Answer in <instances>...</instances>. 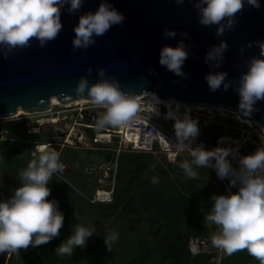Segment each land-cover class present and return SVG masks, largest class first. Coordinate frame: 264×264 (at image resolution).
<instances>
[{"label":"clouds","instance_id":"clouds-1","mask_svg":"<svg viewBox=\"0 0 264 264\" xmlns=\"http://www.w3.org/2000/svg\"><path fill=\"white\" fill-rule=\"evenodd\" d=\"M86 0H0V55L7 57L17 48L31 46L33 40L43 47L55 40L63 30L61 16L66 9L69 15H75L83 8ZM197 11L199 23L210 27L216 25L218 36L233 29L236 17L245 9V5L259 9L260 0H189ZM177 4L185 0H175ZM125 16L117 10L112 0H100L95 11L83 12L74 26L72 41L74 50L87 49L95 44L94 37L105 35L113 26L123 24ZM166 37L175 36V32L165 29ZM186 35V33H182ZM259 49L258 56H252L247 70L241 72L236 91L239 95L238 110L245 115L254 112L258 101H264V41H255ZM249 43L248 47L252 46ZM186 45L180 42L172 47L165 45L160 51L159 63L178 76L182 72L188 53ZM227 49L221 41L207 54L206 60L222 61ZM243 54L244 49H240ZM88 73H91L89 68ZM95 83L89 84L81 77L74 91L87 95L93 107L104 109L97 121L98 128L123 127L135 122L140 111V96L124 91L120 83L105 77L104 70ZM227 73H209L206 76L210 91L215 92L226 82ZM180 105L177 104V109ZM175 147L177 151L187 150L191 160L185 159L179 167L188 177H195V168H214L219 179H227L229 188L226 195H214L213 205L206 220L218 226L219 232L211 237L212 245L231 256L247 250L249 255L264 264V147L240 156L237 149L217 146L207 149L203 143H193L199 136L198 120L188 113L183 116L173 114ZM219 143V142H218ZM235 153V155H233ZM229 157L238 160L233 167ZM195 166V168H194ZM60 162V153L51 147L39 150L37 158L32 159L21 171V186L7 200H0V253L19 254L21 249L48 244L60 235L65 216L58 208V201L49 200L51 189L48 187L55 173L64 171ZM156 178L153 183H157ZM95 233L94 227L77 224L72 234L63 241L55 252L58 256L71 257L74 250L84 248L87 240ZM116 234L104 237L108 251Z\"/></svg>","mask_w":264,"mask_h":264},{"label":"water","instance_id":"water-1","mask_svg":"<svg viewBox=\"0 0 264 264\" xmlns=\"http://www.w3.org/2000/svg\"><path fill=\"white\" fill-rule=\"evenodd\" d=\"M99 3L100 0H86L75 15L63 10V30L43 47L33 40L30 47L17 48L7 57L0 55V119L15 118L18 108L27 115L46 112L52 98L65 106L78 100L90 101L86 94L79 95L74 89L81 77L89 84L100 80L101 69L106 78L118 81L124 91L140 97L151 94L160 101L224 107L245 115L238 110L236 87L241 72L247 70L249 58L259 55V47L252 42L264 41V0H260L259 9L245 5L233 29L222 36L216 34V25L205 27L199 23L189 0L183 4L175 0H112L125 16L123 24L94 37L95 44L87 49L74 50L73 28L79 15L95 11ZM165 29L175 32V36L166 37ZM221 41L226 42L227 49L217 67V61L206 57ZM180 42L186 45L188 53L183 76L159 63L161 49ZM216 72L227 73V90L223 86L215 92L209 90L206 76ZM255 109L245 116L264 128V101H258Z\"/></svg>","mask_w":264,"mask_h":264},{"label":"trees","instance_id":"trees-1","mask_svg":"<svg viewBox=\"0 0 264 264\" xmlns=\"http://www.w3.org/2000/svg\"><path fill=\"white\" fill-rule=\"evenodd\" d=\"M99 116H95L96 123ZM27 123V120H12L0 125V134L3 132L6 135V139L2 140L0 144L5 147L4 157L10 161L4 170V173L8 176L0 179V200L9 199L14 194L15 189L21 186V171L27 167L32 159L37 158L39 155H33L32 153L34 144L29 139L30 136L26 135L25 138L22 136V133L28 129L26 127ZM214 129L212 128V133L215 132ZM51 143V139L44 142V144H50L47 147L54 148L56 151L61 150L67 155L65 158H60V162L66 166L64 171L53 174L48 185L51 189L48 199L58 201V208L65 216V226L74 222L76 218L75 204L69 196L67 182L73 183L81 190H85V186L88 184L85 176L80 172L82 160H92L100 155L106 161H111L114 152L102 148L82 150L83 158H81L79 152L75 149H60L55 145H51ZM131 157L133 175L129 184L135 186L134 192L123 198L115 197L112 208L113 211L116 210L121 216L126 217L130 227L133 224L131 216L139 214L140 210L148 213L151 225L154 227L152 237L156 242V246H153V242L146 238L141 239L137 255L122 264H151L155 260L161 264H210L209 259L211 256L209 255H202L198 258L191 256L188 249V239L191 236L205 237L215 231V224L214 228L210 230L205 223L203 214L196 213L195 209L199 205L212 207V197L220 195L217 185V189H200L196 178H185L177 179L164 186L163 189L154 191L148 185L139 182V175L150 167L154 155L134 153L131 154ZM185 159L191 160L188 155L181 154L173 165L178 170H182L179 165ZM206 169L214 177L212 172L208 168ZM157 173L161 176L167 175L161 167L157 169ZM57 243L58 237L50 241V248L47 251L32 253L24 264H70L69 256H58L56 254ZM223 264H259V261L249 255L247 250H243L228 256Z\"/></svg>","mask_w":264,"mask_h":264},{"label":"built area","instance_id":"built-area-1","mask_svg":"<svg viewBox=\"0 0 264 264\" xmlns=\"http://www.w3.org/2000/svg\"><path fill=\"white\" fill-rule=\"evenodd\" d=\"M165 102L169 103L166 104ZM177 104L180 105L179 109H177ZM139 106L138 118L134 123L112 128L97 127L95 116L103 113L104 109L93 107L91 101L78 104L69 103L66 106H52L46 112L28 116H39L40 118L36 120L39 126L45 124L54 126L51 145L60 149L90 150L102 148L112 150L117 156L121 152L147 153L160 155L168 163H174L181 154H186L191 158L187 150L181 152L177 151L175 147L174 121L169 118L174 113L180 116L188 113L192 118L198 120L200 133L193 143V147L199 143H203L207 149H213L217 146L232 147L238 150L240 156L264 147V128L254 121L251 124L243 123L237 118L234 111L224 107L188 105L176 103L174 100L157 101L149 96L141 98ZM217 116L229 117L241 123L242 126L235 127L219 123L216 120ZM212 128H215L214 133H212ZM205 130V133H201ZM32 132H35L34 128ZM48 145L50 144L37 146L35 151L39 152L40 147ZM229 159L233 167H238L237 159H233V157H229ZM208 169L214 175L220 195H226L228 191H237V188H229L227 179H219L214 168ZM107 174L108 172L104 171V175L107 176ZM111 196L112 191L103 188L98 189L95 192L94 202H110ZM218 232L219 228L215 225L214 235ZM211 237L191 236L188 239L189 252L194 258L202 255L211 256L210 264H223L229 255L225 254L222 249L214 247Z\"/></svg>","mask_w":264,"mask_h":264},{"label":"rangeland","instance_id":"rangeland-1","mask_svg":"<svg viewBox=\"0 0 264 264\" xmlns=\"http://www.w3.org/2000/svg\"><path fill=\"white\" fill-rule=\"evenodd\" d=\"M39 116L29 117L27 114L18 115L12 119H0V125H4L5 122L12 120H27L26 132L22 133L25 138L29 135V139L33 142V155L39 154L35 151L37 146L46 145L44 142L50 141L51 136L54 133V126L52 124H45L39 126L36 120ZM217 121L228 126L240 127L241 123L225 116H217ZM160 121V119H158ZM34 128L35 132H32ZM205 131L201 133H205ZM6 139V135L1 132L0 142ZM41 149V147H40ZM79 152L80 157L83 158V151L75 149ZM60 158H65L67 155L63 151L59 150ZM5 147L0 144V179L7 177L4 173L5 167L9 164V160L4 157ZM131 152H121L120 155L114 153V157L111 161H106L102 156H96L94 159H83L80 165V172L85 176L87 184L85 190H81L73 183L67 182L68 193L71 200L75 204L76 218L74 222L63 226L58 236V243L56 248L65 241L74 231L77 224L85 227H94L95 233L87 240L84 248L77 247L70 258V264H122L128 262L132 257L137 255L139 251V241L143 238L153 242V246H156V242L152 235L154 227L151 225L150 215L143 210H140L139 214L131 216L133 221L132 227L129 226L126 217L121 216L118 211H113L112 203L115 197L123 198L134 192V187L131 186L130 179L133 175L131 169L133 164L131 162ZM169 164H171L169 166ZM66 167V166H65ZM163 168L167 175L161 176L157 173V169ZM104 171H107V176L104 175ZM197 175L195 177H188L183 169L178 170L173 163H168L160 155H154V159L150 164V167L145 170L144 173L139 175V182L148 185L154 191L163 189L170 182H174L177 179H189L196 178L199 182L200 189H217L214 177L209 173L205 167L195 168ZM156 178L157 183H153V179ZM106 189L112 191L111 201L107 203L94 202L95 192L98 189ZM210 206L199 205L195 211L198 214H203L204 218L211 211ZM205 223L210 230L214 228V224L208 222L205 218ZM215 231H213L214 233ZM116 234L117 239L111 243V251H108L105 244L104 237L111 234ZM207 234L206 236H213L214 234ZM213 234V235H212ZM50 248V242L48 244L32 247L28 249H21L19 254L16 253H0V263L3 264H24L25 261L32 253L45 252ZM11 255V257H10ZM10 258V259H9ZM8 260L9 263H8ZM151 264H161L157 260Z\"/></svg>","mask_w":264,"mask_h":264},{"label":"bare ground","instance_id":"bare-ground-1","mask_svg":"<svg viewBox=\"0 0 264 264\" xmlns=\"http://www.w3.org/2000/svg\"><path fill=\"white\" fill-rule=\"evenodd\" d=\"M147 96H149V97H152L153 98V95H151V94H143V97H141V98H144V97H147ZM155 99V98H154ZM157 101H160V100H158V99H156ZM85 102H88V100H78V101H74V102H72V103H85ZM166 104L167 103H169V102H165ZM57 105H63V104H61L60 102H58L57 101V99H55V98H52L51 99V107L52 106H57ZM174 105V104H173ZM217 108H220V107H217ZM48 111V110H47ZM22 114H27L26 112H24V111H22L21 110V108H18L17 109V114H16V116H18V115H22ZM235 114L237 115V118L238 119H240L243 123H247V124H251V123H253V121L252 120H250L247 116H245V115H242V114H240V113H236L235 112ZM41 148H44V147H41Z\"/></svg>","mask_w":264,"mask_h":264}]
</instances>
